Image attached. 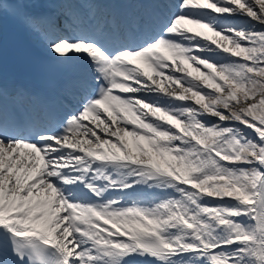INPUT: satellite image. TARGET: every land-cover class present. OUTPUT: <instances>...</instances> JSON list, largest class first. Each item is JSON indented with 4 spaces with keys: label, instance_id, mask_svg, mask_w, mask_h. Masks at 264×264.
Listing matches in <instances>:
<instances>
[{
    "label": "snow or ice",
    "instance_id": "6c2138e0",
    "mask_svg": "<svg viewBox=\"0 0 264 264\" xmlns=\"http://www.w3.org/2000/svg\"><path fill=\"white\" fill-rule=\"evenodd\" d=\"M0 264H264V0H0Z\"/></svg>",
    "mask_w": 264,
    "mask_h": 264
}]
</instances>
